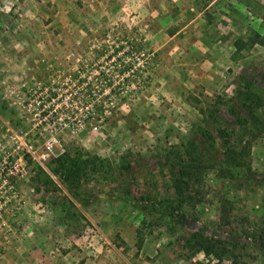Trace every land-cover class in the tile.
I'll return each mask as SVG.
<instances>
[{"label": "rangeland", "instance_id": "1", "mask_svg": "<svg viewBox=\"0 0 264 264\" xmlns=\"http://www.w3.org/2000/svg\"><path fill=\"white\" fill-rule=\"evenodd\" d=\"M250 90L264 97V0H0V264H221L187 246L196 227L264 264V109L245 134L230 112L249 114ZM207 120L203 181L159 225L132 204L177 198L159 154ZM76 148L112 164L130 152L132 170L89 173L81 203L37 190V165Z\"/></svg>", "mask_w": 264, "mask_h": 264}, {"label": "trees", "instance_id": "2", "mask_svg": "<svg viewBox=\"0 0 264 264\" xmlns=\"http://www.w3.org/2000/svg\"><path fill=\"white\" fill-rule=\"evenodd\" d=\"M237 98L241 101L240 105L242 109L249 114L247 116L241 115L236 106H231L230 112L235 116V124L239 127L240 132L245 134L248 124H256L259 121L258 111L264 109V97L259 92L250 90L243 98L240 96H237ZM90 119L94 120L96 118L89 117L88 120ZM214 130L223 141L228 157L234 165L237 167L245 165L241 158L242 151H238L234 146L231 133L221 126L214 128ZM197 132V141L189 140L187 143L171 145L159 154L163 161L162 166L167 167L170 172L172 187L177 198L155 202L146 199L143 204L136 202L132 204L133 208H141L153 216L159 225L167 223L168 227L172 228L177 214L184 211L185 202L193 199L187 191L195 183L203 181L198 142L202 140L212 145L216 138L214 131L208 124V120L206 125L198 127ZM238 133L235 131L233 137L238 136ZM131 157L132 154L128 152L126 155L121 156L118 164H112L109 160H104L99 155L80 148H76L75 150L64 149L62 153L51 159L49 163H46L47 169L39 164L37 165L35 187L40 191L42 185L47 187L53 186L55 190H58L60 186H65L68 192L81 203L78 189L81 187L84 177L89 173H110L113 169L131 172L133 167ZM31 160L28 155V162ZM67 201L74 204L71 198H68ZM230 213L231 202L229 199L224 198L221 202L220 215L223 225L229 226L232 224ZM187 246L198 249L205 255L213 257L221 264L225 261L231 264H249L241 252V249L245 248L244 245L212 237L197 227L193 228L192 234L187 240Z\"/></svg>", "mask_w": 264, "mask_h": 264}, {"label": "built area", "instance_id": "3", "mask_svg": "<svg viewBox=\"0 0 264 264\" xmlns=\"http://www.w3.org/2000/svg\"><path fill=\"white\" fill-rule=\"evenodd\" d=\"M96 85H98V84H96ZM91 86H92V85L86 87V89L88 88V89L90 90V89H91ZM83 95H84V97H85V94H83ZM89 95H90V94H89ZM88 100H89L90 102L93 100L92 95H91L90 99H88ZM67 117H68V119H69V118H74V119H75V118L77 117V115L73 113V114H71V116H67ZM89 117H94V116H93V115H90ZM56 121H57V120H54V119H53V122H54V123H55ZM50 122H51V121H50ZM41 162H42V161H41Z\"/></svg>", "mask_w": 264, "mask_h": 264}]
</instances>
